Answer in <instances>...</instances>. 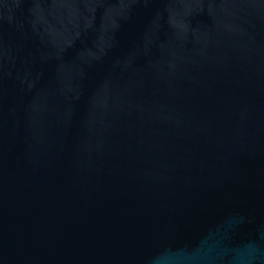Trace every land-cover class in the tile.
Segmentation results:
<instances>
[{
    "label": "water",
    "instance_id": "water-1",
    "mask_svg": "<svg viewBox=\"0 0 264 264\" xmlns=\"http://www.w3.org/2000/svg\"><path fill=\"white\" fill-rule=\"evenodd\" d=\"M0 264H264V0H0Z\"/></svg>",
    "mask_w": 264,
    "mask_h": 264
}]
</instances>
